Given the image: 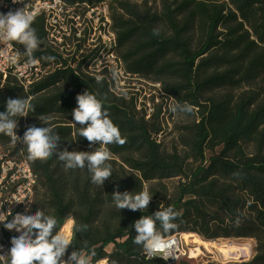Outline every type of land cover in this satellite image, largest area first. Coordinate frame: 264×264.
<instances>
[{
    "label": "trees",
    "instance_id": "1",
    "mask_svg": "<svg viewBox=\"0 0 264 264\" xmlns=\"http://www.w3.org/2000/svg\"><path fill=\"white\" fill-rule=\"evenodd\" d=\"M65 1L95 6L105 0ZM110 10L125 72L158 84L164 99L174 105H192L193 112L187 114L192 122L177 139L181 150L168 151L158 140L164 133L159 107L146 120L145 112H137L132 100L116 96L114 85L104 78L97 81L79 68L57 70L27 92L13 78H0V112L8 98H27L35 108L18 119L21 138L29 126H46L43 120L60 135V150L103 147L90 145L79 136L80 126L72 123L76 97L87 90L102 100L126 138L122 146H106L113 171L103 187L91 182L86 168L68 169L56 155L30 159L21 143L37 178L33 213L54 215L57 230L67 220L88 225L87 231L73 235L66 260L80 250L92 264H168L160 257L147 258L134 244L133 225L141 216L171 206L179 213V226L166 239L193 234L204 241L253 240L250 260L223 264H264V86L255 88L264 79V0H160L159 11L110 0ZM32 27L41 40L34 59L56 61L44 43L42 20ZM25 51L22 47L28 58ZM0 142L13 140L0 134ZM173 179L177 184L170 193L165 182ZM114 190H148L152 200L142 212L119 210L112 200ZM8 260L6 256L0 264ZM174 264L193 263L181 257Z\"/></svg>",
    "mask_w": 264,
    "mask_h": 264
},
{
    "label": "clouds",
    "instance_id": "2",
    "mask_svg": "<svg viewBox=\"0 0 264 264\" xmlns=\"http://www.w3.org/2000/svg\"><path fill=\"white\" fill-rule=\"evenodd\" d=\"M12 2L22 3L23 0H12ZM24 8L6 14L0 13V39L23 45L28 64L33 65L37 63L33 53L38 49L41 40L32 27L34 16L25 12ZM47 59L52 60L54 57ZM12 63H15V60ZM76 103L77 107L71 113L74 121L72 123L80 126L79 136L86 138L90 145L96 143L103 145L98 150L90 152L68 151L67 148L60 150V135L43 120L41 121L46 126H29L23 137H19L16 131L18 119L27 117L29 110L35 111L27 98L7 99L5 111L0 112V134L11 137L13 142L19 141L26 145L30 159L47 160L56 155L59 160L65 162V167L68 169L86 168L91 174V182L103 187L113 171L109 163L112 153L106 146L111 144L122 146L126 143V138L122 137L119 127L113 123L109 112L103 107L102 100L96 95L87 90L77 95ZM171 110L190 114L193 112V106L188 103L177 104ZM112 200L119 210L142 212L148 209L152 194L148 190H142L137 194L114 190ZM27 201L28 205L33 202ZM30 212V206L26 205L25 213ZM178 216L179 213L171 206L160 209L153 215L141 216L133 225L136 231L134 244L141 246L150 259L155 257L165 261L169 258L175 259L176 241L166 239V234L178 228L179 225L175 222ZM11 217V220H8L5 213L0 212V223H3L4 228L19 233L18 236L11 238L8 254L0 255V259L9 257L8 264H92L90 256L80 250L72 251L67 260L63 259L69 246L73 245V235L87 231L88 225H80L70 220L68 224L72 228L71 232L67 227L57 230L58 219L54 215L46 214L44 210H37L32 214L16 213ZM90 255L95 257L97 254L92 250ZM97 264H107V262L100 260Z\"/></svg>",
    "mask_w": 264,
    "mask_h": 264
},
{
    "label": "built area",
    "instance_id": "3",
    "mask_svg": "<svg viewBox=\"0 0 264 264\" xmlns=\"http://www.w3.org/2000/svg\"><path fill=\"white\" fill-rule=\"evenodd\" d=\"M22 8L34 16V22L42 20L44 43L57 59H35L37 63L29 65L28 58L22 53L23 45L0 39L2 82L7 77L13 78L27 92L57 70L74 71L79 68L80 73L87 75L85 72L90 64L102 71L98 78L95 77L97 81L104 78L107 83L115 84L112 74L120 78L131 77L125 72L124 64L117 55V36L112 28L110 0L95 6L69 5L65 0H23L22 3L0 0V13ZM13 60L15 63H12ZM15 150L13 152L0 142V212H4L8 220L16 213H33V202L28 205L27 200L34 201L37 183L36 175L24 157L22 144ZM26 205L30 206V213H25ZM18 235L15 230L9 231L0 223V255L8 254L11 238ZM168 239L176 241V257L169 258L168 264L188 257L177 237ZM5 258L0 261L3 263Z\"/></svg>",
    "mask_w": 264,
    "mask_h": 264
},
{
    "label": "rangeland",
    "instance_id": "4",
    "mask_svg": "<svg viewBox=\"0 0 264 264\" xmlns=\"http://www.w3.org/2000/svg\"><path fill=\"white\" fill-rule=\"evenodd\" d=\"M131 4L141 5L143 8H150L153 11L160 10V0H127ZM164 29L163 27H161ZM89 76L97 77L100 76L102 73L101 69H96L94 66H91L85 72ZM112 79H115V84L113 87L114 94L118 97H123L126 100H132L133 103L136 105V111L141 113L145 112L147 120V115L153 112V108L159 107L161 112L159 121L161 124V129L164 133H162L158 140L164 144V148L168 151L172 150L176 147L177 139L179 138L183 128L187 125L191 124L192 117L188 116L185 113L181 112H173L171 109L173 107V102L171 100H165L164 95L160 91V87L158 84H153L151 81H147L144 79H138L135 77L130 78H120L115 77L114 74L111 75ZM264 86V79L260 80L255 88H260ZM12 140V138H11ZM21 143L19 141L9 143L4 145L6 148L17 147ZM178 151L181 149L176 147ZM166 183L168 191L171 193L174 188L176 187L177 180H169ZM179 241L182 243V247L187 252V247L183 244V240L181 235L177 237ZM229 244H233L237 247L247 246L250 251V260L254 256L255 250V241L253 240H226L224 241ZM216 261H213V255L207 253L203 249H201V254L195 258L191 259L193 264H209V263H216V264H223L221 256L215 252ZM188 259V257H186ZM245 262L244 260H241ZM236 261V262H241ZM234 262V261H233Z\"/></svg>",
    "mask_w": 264,
    "mask_h": 264
},
{
    "label": "bare ground",
    "instance_id": "5",
    "mask_svg": "<svg viewBox=\"0 0 264 264\" xmlns=\"http://www.w3.org/2000/svg\"><path fill=\"white\" fill-rule=\"evenodd\" d=\"M68 221L70 220H67L62 227H67L69 232H71L72 228L68 224ZM181 237L183 244L188 249L186 252L183 248V251L185 256H188L189 259L197 258L201 254V249L213 255V261H216L215 252L218 253L223 263L241 260L247 261V259L250 258L251 253L246 245L237 247L233 244L224 242L226 240L204 241L193 234H182Z\"/></svg>",
    "mask_w": 264,
    "mask_h": 264
},
{
    "label": "water",
    "instance_id": "6",
    "mask_svg": "<svg viewBox=\"0 0 264 264\" xmlns=\"http://www.w3.org/2000/svg\"><path fill=\"white\" fill-rule=\"evenodd\" d=\"M167 263H170V260H167Z\"/></svg>",
    "mask_w": 264,
    "mask_h": 264
}]
</instances>
